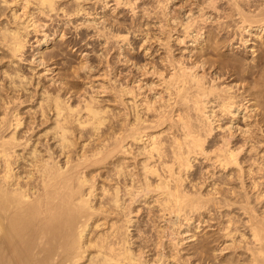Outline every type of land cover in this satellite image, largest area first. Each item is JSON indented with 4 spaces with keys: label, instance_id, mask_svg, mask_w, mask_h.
I'll return each instance as SVG.
<instances>
[{
    "label": "bare ground",
    "instance_id": "obj_1",
    "mask_svg": "<svg viewBox=\"0 0 264 264\" xmlns=\"http://www.w3.org/2000/svg\"><path fill=\"white\" fill-rule=\"evenodd\" d=\"M94 1L0 0V63L2 65V60L6 58L7 63L11 62L6 68L12 70L8 72L1 69L4 71L2 79L7 78L5 81L8 83L4 82L3 87L0 84V264H182L184 260L180 262L181 251L177 248L181 246L180 237L179 240L177 237L190 232L192 222H197L198 228L203 222L201 219L202 216L204 219L205 212L221 209L223 211L224 208L226 213L223 220H226V224L222 227L219 224V230L228 245L221 250L229 249L233 251L231 253H236L238 258L244 257L240 259V264H264V207L262 212L258 211L251 206L250 199L245 195L243 204L239 203L238 208L243 218L236 221L232 207L237 204L224 195L220 187V190L218 187L211 188L207 196H203L200 191H196V185H187V179L190 177L188 174L199 159L203 164L208 163L214 170L226 172L235 168L241 177L251 174V169L245 172L239 156L245 151L244 146L250 145V150L253 151L257 148L256 144H263L256 141L253 130L258 129L256 133L259 132L260 137L264 138V112L259 110L255 100L256 91L259 93L261 90L255 91V88L264 87V0H201L200 3L196 0L198 3L193 4L195 10L182 14V18L178 17L181 19L179 25L175 17L172 21L173 14H166L165 18L172 15L166 20L171 19L169 21L176 23L182 32L181 35L179 33V36H182L178 38L179 44H184L185 40L189 39L191 44L189 43L188 47L193 50L200 47L205 53L199 56L197 61H190L189 58L187 64L183 58L177 59L171 54V46L167 47L169 50L165 51L168 55L163 59L166 62L163 71L167 73L159 71L157 75L153 74L158 78L156 86L160 87V92L151 97L148 94L149 96L142 95L140 98L143 88L140 82L138 84L136 81L138 85L135 87V84L134 88L132 83L126 86L125 82L123 87L122 82L117 83L121 79L114 80L115 88L111 89L115 92L113 97L123 104L122 106H128H124V110L125 107L127 110L122 112L123 114L119 113V116L112 109L111 111L109 108H101L100 100L93 95H88V99L78 100L79 102L73 105L75 101L71 103L72 98L69 95L67 98L63 97L65 91L60 92V87L55 94L47 92L48 90L41 91L42 94L36 92L39 93L36 95L40 96L32 100L28 97L30 91L26 90L31 81L27 82V77L19 73L16 67L14 69L18 72L9 67L15 63L14 60L18 63L23 60L30 28L35 33L39 32L46 26L40 24L42 19L39 21V16L48 19L54 16L52 13L56 16V13L62 12L59 13L60 16L63 14L62 17L65 15L68 19L88 18L91 14L88 13L90 6L87 5L92 3L91 5L97 7L95 4L98 3H93ZM96 1L99 2L98 5L101 4L102 9L113 7L111 12L116 13L117 10L125 8L132 15H137L136 12L143 2ZM156 2L158 4V1ZM166 2L164 7L160 6L168 11L169 0ZM144 6L143 3V8ZM93 8L90 10L94 11ZM81 18L80 22L77 20L81 26H88L89 29L93 26L94 31L99 29L96 26L101 22L96 21V18L91 21L85 18L84 22H81ZM104 23L100 26L101 30L99 29L103 33L97 31L100 35H107L104 31L110 34L107 30L113 27H110L111 24L106 27V22ZM168 23L165 26H168ZM160 24L162 23L159 22L158 25L161 26ZM209 24H215L214 30H218L213 36H206ZM231 26L235 28L237 38L219 41L217 44V36L229 29L231 32ZM111 31L113 32V28ZM46 34L45 32L42 41L40 38L38 50L49 44L50 38ZM114 34L112 36H118L121 40L126 36L122 37L120 34L121 38L119 34ZM110 36L108 37L112 38ZM98 37L100 38L97 34ZM109 38L104 37L106 43ZM120 39L118 41H121ZM126 39L128 36L121 42L125 43ZM249 42L250 62L245 63V60L242 62L241 59L230 56V60L219 61L220 64L214 62L210 71L207 70L210 63L207 59L209 48L218 53L217 50H233L238 47L235 44H241L247 49ZM106 43L105 45L108 44ZM256 52L258 53L254 56ZM39 61L43 62L41 59L38 63ZM224 68L229 69L228 72L225 71L226 75L222 72ZM155 69L152 68V72L146 70L149 72L147 74L153 73ZM234 75L240 78H233L228 82ZM252 76L262 82L252 79L257 82L255 86L252 85V80H248ZM60 83L59 86L63 88V82ZM116 83L120 84V87H116ZM67 85L68 83L65 86ZM17 91L24 93L27 100L24 97V100H21L23 98L15 94ZM70 95L73 96L72 93ZM125 98H129L128 103ZM31 100L37 101L34 102L36 105L33 103V108L29 106L30 109L22 113L20 109L28 105V102L32 103ZM247 119L250 122L243 124L244 129L239 126L234 131L235 125H239L238 120L239 123H245ZM238 132L245 141L241 146L235 147L233 143L237 140ZM164 134L165 140L162 136ZM101 167L106 168L103 170L104 178L95 175ZM97 177L103 179L99 182ZM257 198H264V193L260 192ZM258 199L257 202L260 201ZM140 204H143L142 207H139ZM143 207L155 209L159 213L164 229L159 228L158 232L161 230L163 236L170 237L169 243L173 250L169 251L163 247L153 253V250L149 249L148 253L151 255H147L146 251H142V247L135 246L138 239H134L133 235H137ZM237 223L241 224L242 230ZM183 225H186V229L182 234ZM195 235L187 236L192 240Z\"/></svg>",
    "mask_w": 264,
    "mask_h": 264
},
{
    "label": "rangeland",
    "instance_id": "obj_2",
    "mask_svg": "<svg viewBox=\"0 0 264 264\" xmlns=\"http://www.w3.org/2000/svg\"><path fill=\"white\" fill-rule=\"evenodd\" d=\"M156 1H158V4H156L157 3ZM160 1L159 0H146V1L143 0L142 5H140L142 7L139 6V10H140V8H141V10L140 11L138 10L136 12L137 15L133 14L134 16L132 15L131 12H129V10H126L125 8H122L123 10L121 9V11L117 10L116 13L115 12H111L113 7H110V9L112 8L111 10L109 8L102 9L101 8V4L98 5L99 2L96 1V0L93 3L97 2L98 4H95V5H97V7H95L94 4L91 5L92 3L87 5V7L90 6L88 8L89 9L88 13H90L92 16L89 14L90 16H87L88 18L85 17L86 19L84 17H82V18L80 17L81 20H82L81 22H84V19L85 20L89 19L91 21V19L93 20V18L96 16L95 17L96 21H98L99 23L101 22L99 24V26H96V27H99V29H100V26L105 24L104 21L106 22V25H105L106 27H107V24H109V25L111 24L110 27L111 26H113V27H111V29H110L109 25H108V28L110 30L107 28L108 29L107 31H109L110 34H112V33L113 34L115 33L114 35H116V34L118 35L119 34L120 37H121V35H122V37H123V35L124 36L126 35L125 36L126 38L128 36V39L125 40V43L121 42L122 40L124 42V38L125 37L121 40L120 38H118V36L114 37V36H112L113 34L110 36V34L108 32L104 31V33L107 34L108 36L112 37L113 38L112 39V38H109L107 35H103V34L100 35V33H98L97 31L103 33V31H100L101 29L100 30L99 29L98 30L95 29L97 31H94V27L93 26H90L91 29H89L88 26H86L88 28L87 29L86 27H84L85 25L81 26L80 23H78V22H80L79 21L80 18H78V17L77 18L74 17L76 19H74L73 17H71L72 19H70V18L68 19V16L65 17V15H64V17H62L63 14L60 16V14L62 12H59L60 14L56 13V16H55V14L52 13V15H54V16L48 17V19H47V17L42 18L43 16H39L40 17V18L38 17L39 21H40V19L43 20V21L42 20L40 21V24L43 23L44 26L45 25L46 26L42 28L43 30L40 28L42 31L38 30L39 32H36L37 34L34 32V30H32V28H30L29 31L31 33L29 32L30 35H28L29 37L27 38L29 42H27L26 49H25V54H24V56L22 58L23 60L19 61L20 63H18L17 60H14V62L16 64L13 62L14 64L13 63L12 64L14 66L10 64L9 67L12 68L14 70V72L15 71L16 72L19 71V73L23 74V76H26L27 77V82L31 81L30 85H29V83L26 82L27 85H29L28 88H26V90L30 91V94H29V92H27V91L26 92L30 95V96L28 95V97H30L32 100H35L37 98V96H40V95H36V94H39V93L42 94L43 92L41 93V91L48 90L47 92L55 94L56 91L60 90V92H62V91L64 92L65 91L64 93H65L66 96L63 93H61V94L64 95V96L62 95L63 97L67 98L68 95H69V97L71 96V98H72V99H70L71 103H73L75 101V103H73V105L77 104L79 101H81L84 98L88 99L89 98L88 95L90 97L93 95V97H95L98 100H100L99 104L101 103L100 104L101 108L103 107V109L104 108H109L110 110L112 109V110L115 111V114L117 113V115L119 113H122V112L124 113V112H126L125 110H127L126 107H125V110H124V106H127V105L124 104V106H122L123 104L118 103L119 101H117V99L115 100V97H113L114 96L113 94L115 92L111 90L112 88H115L114 86H115V82L117 80L119 81L121 79L117 83L122 82V85L126 82V84H124L126 86L127 85L130 86L131 83H132L133 87H134L135 84H136L135 85V87H136L139 84L138 82H140L141 86L143 87L142 90L140 91V93H141L140 94V96H141L140 98H142L145 95L146 96L150 95V97H151L155 93H157L158 91L160 92V89H159L160 87L156 86V84H158L157 83L158 82V78H157V76H155V75H157L156 73L159 72V71H161V73L162 72L165 73V74L167 73L166 71H163L165 69V67H166L165 66L166 62L164 61L166 59L165 56L168 55L166 51L169 50V49L168 50L166 49L167 47L169 48L171 46V48H172L171 49V54L174 55V57L177 58V59H179V58L182 59L183 58L182 60L185 63L189 61V58H191L190 61H194V60L197 61V60L200 59L199 56H201L203 53H205L204 50L201 51L200 47L196 48L194 50L192 49V47H188L191 44V41L189 39L185 40L186 42L184 44H182V43L179 44V42H178L179 41L178 38L182 37V36H179V33L181 32V31H179L180 28L178 26L180 21H181V19H179V18L180 17L182 18V16L187 11L195 10V5H196L197 1L196 0H171V1L169 0L167 6L170 7L169 9H171L170 10L171 12L169 11V9H168V11H169L168 12L167 10H164V8H163L164 7L163 6L164 2L167 3L166 0H160ZM199 1L201 2V0H198V2ZM162 2H163V4H160ZM143 3L145 5L144 8H143ZM145 3H147V5ZM193 4H195V5H193ZM155 5H156V7L154 8ZM160 5H162L163 7L160 6ZM164 5H166V4H164ZM99 6H100V8H98ZM158 6H160V7L158 8ZM93 7H95V8H93ZM161 7H162V9H161ZM92 8H93L94 11L90 10ZM124 9H125V11H124ZM143 9H144V11H143ZM103 10H105V12ZM166 11H167V13H166ZM162 12L163 13L165 12V14H163ZM170 13L173 14V17H172V15L170 17L169 16L168 17L169 18L172 17V21H173V19L175 17L176 23H178V25L176 23H173L172 21L170 22L169 20H171V19L166 20V18H168V17L165 18L166 14L170 15ZM187 14H188V12H187ZM100 17H101V19H100ZM50 18H52V19H50ZM69 20L72 21V22H69ZM73 20H74V22H73ZM77 20H78V22H77ZM44 21H46V22H44ZM107 21L108 22L110 21V22L107 23ZM113 22H115V23L118 22L119 24L117 23L115 25V23H114L112 25ZM159 22L162 23V24L163 23H165V24L164 25L160 24L161 26H159L158 25ZM167 22H169L168 26H165V25H167L166 24ZM65 23H66V27H65ZM175 24L177 26H175ZM209 25L207 26L208 28H206L207 30L205 29L206 32H207L206 36H213V33H215V31H218V30H216V29L214 30V28H216L215 24H209ZM77 26L80 27V28H76ZM169 26H171V27H169ZM232 26H231V29L233 28ZM92 27H93V29H92ZM44 28L45 29L47 28V29L44 30ZM82 28H84V29H82ZM112 28H113V32L111 31ZM160 28H161V30H160ZM233 29H232L231 32H230V29L227 32H221V34L219 36H217V38H216L218 40H216L215 42L218 41L217 42V44H218V43H220L223 40H230V39H233L234 37H236L235 34L237 35V33L235 31V28H233ZM45 32L48 34V36L50 38V40L48 42L49 44L46 47H44L43 49L38 50L37 47L40 44V42L42 41L43 35L45 34ZM53 32H54V35H53ZM96 32L100 36V38L99 37L97 38ZM168 32H169V34H167ZM181 33H180V35H181ZM35 34L37 36H35ZM61 34H63L64 36L62 37ZM171 34H173V35H171ZM102 35L105 38L107 37V38L110 39L107 42L108 44L106 43V39H104V37H102ZM167 37H169V38H167ZM40 38H41V41H40ZM166 38L168 40H166ZM118 39H120L121 41H118ZM160 39L163 40V41L161 42ZM116 40H117V42H116ZM145 40H147V42H145ZM37 42H39V43H37ZM105 43L107 45H105ZM141 43H143V44L145 43V44L142 45ZM250 43L251 42H249V44L247 45V49H245V47L241 46V44H235L239 48L237 47L236 49H233V50H226V48L225 49H220L221 51L217 50L218 53L216 51H213L214 50L213 48H209L208 49L209 53L207 54V59H208V61L210 63H208V65H207V70L210 71L211 64L214 63V62H219V61L224 62V61H228V59L230 60V58H231L230 56H232V57L235 56L239 60L241 59L240 61H242V62H244V60H245V63L250 62L251 61V52H250L251 45H250ZM163 44H165V46ZM119 45H121V46H119ZM140 46H142V47L140 48ZM162 46H164V47L162 48ZM147 49H149L148 52L146 51ZM105 51H106V53H105ZM38 52H39V54H38ZM40 52L43 53V54H41ZM165 52H166V55H165ZM257 53L258 52H256L254 54V56ZM33 59H34V61H33ZM39 59L43 60V62L39 61V63H38ZM4 60H6V58H4ZM4 60H2V63H3L2 65L3 66L0 63V72H2L4 69H6L8 72H10V71L12 72V70H8L9 68L8 69L6 68V67H8L6 65H9V63H11V62L8 61L9 63H7V60H6V62ZM107 63H109V64H107ZM87 64H89V65H87ZM128 64H130V65H128ZM187 64H189V62ZM217 64H220V62L217 63ZM144 66H145L146 69L144 68ZM15 67H16V69L18 71L14 69ZM2 68H3V70H1ZM152 68H156L155 71L153 73H151V74H147L149 72H152ZM146 70H148L149 72H147ZM217 70L219 71L220 69L217 68ZM225 71L228 72L229 69H227V70H226V68L222 69V72L226 75ZM3 72H2L3 75L0 73V84L2 85V87H3L4 82H7V81H5V80H7V78L6 79H2V76L4 78V73ZM211 73H212V70H211ZM213 73H215V72H213ZM141 74H142V76H141ZM143 74H144V76H143ZM153 74H155V75H153ZM38 75H40V76H38ZM148 75H149V77H146ZM61 78H63V79L61 80ZM233 78H236L238 80L240 78V76L234 75L232 78L228 79V82L231 81ZM109 79H111V80H109ZM252 79H253V76H252L251 79L248 78V80H250V81ZM262 79L264 81V78H262ZM114 80H116V81L114 82ZM253 80L254 81H256V80L257 81H261V79L258 80L257 78L255 80V77H254ZM253 80H252V82H253ZM56 81H57V83H56ZM59 81L63 82V84H64L63 88L64 89L61 87L62 84ZM136 81H137L138 84L136 83ZM58 82L61 84V86H59L60 84ZM112 82H113L114 85L112 84ZM67 83H68V85L66 87L65 85ZM109 83L112 84V85H110ZM117 83H116V87H120L121 83L119 85ZM255 83H257V82H253L252 85L255 86L256 85ZM5 85H6V83H5ZM98 85H100V86H98ZM122 85H121V87H122ZM124 85H123V87H124ZM102 86H105L106 88L104 89V87H102ZM25 87H27V86L25 85ZM59 87H60V89H59ZM66 88H69V89H66ZM107 89H108V91H106ZM258 89L259 90L261 89L260 92H262L264 87L261 88V87L257 86V89L255 88V91L258 90ZM18 90H20V88ZM69 90H70V92H69ZM18 92L19 91L15 92V94L17 93V96H19V98H23V97L25 98V96L23 95L24 93H21V91H20L19 93L22 94L20 96V94H18ZM22 92H24V91H22ZM36 92H39V93H36ZM66 92H68V94ZM106 92H108V93H106ZM260 92L258 93L256 91L255 100L257 102L256 103L257 107L263 113L264 112L263 111V109H264V91L262 93H260ZM69 93L70 94L72 93L73 96L70 95ZM261 94H263V95H261ZM25 95H26V93H25ZM24 98L21 99V100H24ZM25 100H27V97L25 98ZM125 100H127L126 101L127 103L129 102L128 101L129 98L128 99L125 98ZM34 102H37V101H34ZM34 102L33 101H32V103L28 102V105H26V103H25L24 104V105H26L25 107L22 105L23 106L22 108H23L24 112H23L22 108L20 109V111L22 113H25L26 109L27 110L30 109L29 106H31V108H33L36 105V103H34ZM240 117H241V115H240ZM252 118L250 120L251 122L253 121ZM239 121L240 120H238V123H237V125L238 124L239 125L238 126L235 125L234 131L236 130L235 128L239 127V126L243 127L242 129H244L245 126H243V124L247 125V123L250 122L248 119L246 120L245 123H241V122L239 123ZM159 129L161 130V128H159ZM256 130L258 131V129L253 130V132H254L253 136L256 137V141L258 140L259 142H261L263 144H260V145H259V143L256 144L257 148H255V150H253V151L250 150L251 149L250 145L249 146L246 145V146H244V150H245L244 152L246 154L244 152H242L240 154V156H239L240 157V161H242V167L245 169V172H247L248 170L251 169V174H248V175L246 174V175H243L241 177V176H239V173L236 171L237 169H235V168L231 169L230 171L227 170L226 172L225 171H221L219 169H215L214 170L212 167L210 168L208 163H204L203 164V161H201L200 159L195 162V165L192 168L193 170L191 169V172H189V174H188V176H190V177H188V179H187V185L188 186H190L191 184L196 185L195 186L196 191H198V192L200 191L203 194V196L204 195L207 196V193H209V190H211V188H217L218 187V189H219V187H220L222 189L221 191L224 193V195H226L227 197L229 196L228 198L232 199V202L237 204L236 207H235V205H234V207H232V210H233L232 214H234L233 217L236 216L235 217L236 221L240 220V218L241 219L243 218V216L241 217L242 213L239 212L240 210H238V208L240 207L239 203L243 204L242 200H244L243 197H245V195H246L247 198L250 199V200L249 199L248 200H249L251 206L254 207L255 209H257L258 211L262 212L261 209H263L262 207H264V198H262V199H258L257 198L258 194H260V192L264 193V173H263L264 172L263 171V169H264V164H263L264 163V161H263L264 160V148H263V146H264V138L260 137L259 132L256 133L257 132ZM151 131H154V130H151ZM156 131H159V130L156 129ZM164 135H162V136H163V139L165 140L166 135L165 136ZM244 141H245V139L242 136H239V132H238L237 133V140H234L233 144H234L235 147H239V146H241L244 143ZM257 150H258V152H257ZM247 152H248V154H247ZM254 152H255V154H254ZM257 155H259V156H257ZM207 168H210V169H207ZM105 169H106L105 167H101L99 170L96 171V172H98V171L99 172L97 174L95 173V175H98V176L102 177L104 175V171L103 170H105ZM228 172H230V173H228ZM103 178H104V176H103ZM103 178L97 177V179H99L98 180L99 182ZM238 178H239V180H238ZM240 178L243 179V180H241ZM199 180H201V181H199ZM241 183H243V184H241ZM240 184L242 186H240ZM251 184H252V186H251ZM254 185H256L255 188H254ZM213 186H215V187H213ZM202 187H203V189H202ZM228 189H229V191H228ZM232 191H234V194L232 193ZM231 193H232V197H234V198L230 197ZM236 193H238V194H236ZM239 197H240V199H239ZM256 199H258V201L259 200L260 201L257 202ZM142 205L143 204H140L139 207H142ZM148 210H151V209H144V207H143L141 212H140L141 216H139V220H140L141 223H140V225L138 227L139 229L137 231V235H133V237L135 236L134 239H136V240L138 239L136 241V243H135V246L142 247L141 248L142 251H144V252L146 251L147 255H151L150 253H148L149 249H150V251L153 250L152 251L153 253L160 251L161 249H163V247L167 248L169 251L173 250V247L169 243L170 242V240H169L170 237L166 238L165 237L166 235L163 236L164 233L161 232V230L164 229V224H163V221L160 218V216H158L159 213L155 209H153L151 211H148ZM225 210H226L225 208L223 209V211H222V209L220 211H214L213 210V211L209 212L211 214H209L208 212H205L206 215L203 214L205 220L203 219V216H202L201 220L203 222L201 221L202 223L198 225L199 226L198 228L196 227L198 223L197 222L196 223L192 222L193 226H191L192 228L191 227L189 228L190 232H188L187 234L185 233L186 235L183 234L185 232L186 225H183L184 227H182V228H184V229L181 230L183 236H178L177 237V239L180 237L179 244L181 245L179 247L177 246L179 252L181 251L179 253V254H181V256L179 255L180 256V262H182L184 260L183 262L185 264H193V263L194 264H213L216 261L214 264H236V263L240 264L241 260L244 259V257L238 258L235 255L236 253H231L233 251L229 250V249L228 250H224V251L221 250V249H225L226 248L225 246L228 245V242L223 240L222 233L219 230L222 227V225L226 222V220L225 221L223 220L225 218V216H223L226 213ZM152 211H154V212H152ZM228 212H229V210H227V213ZM237 215H239V217ZM244 219H245V217H244ZM159 220H160V223H158ZM222 221H224V222H222ZM149 222H150V224H149ZM219 224L221 225V227H220ZM237 226L242 230L241 224L237 223ZM159 228L161 229L159 231V232H161V234H159V232H158ZM195 229H197L196 232H195ZM195 233H196L197 236L195 235ZM191 234L195 235L194 237H192V240H191V238H189V236ZM218 234H219V236H218ZM160 235L163 238H160L161 237ZM187 235H189V236H187ZM164 237L166 239H164ZM182 239H184L185 241L183 240V242H182ZM162 243H163L164 246L162 245ZM159 244H161V245H159ZM154 247H156V248H154ZM167 249H166V251H168ZM182 256H183V258H182ZM244 256H246V255H244ZM183 262H182V264H184ZM228 262H230V263H228Z\"/></svg>",
    "mask_w": 264,
    "mask_h": 264
}]
</instances>
